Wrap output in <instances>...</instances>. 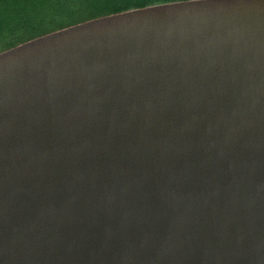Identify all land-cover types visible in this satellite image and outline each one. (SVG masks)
Listing matches in <instances>:
<instances>
[{"label":"water","instance_id":"obj_1","mask_svg":"<svg viewBox=\"0 0 264 264\" xmlns=\"http://www.w3.org/2000/svg\"><path fill=\"white\" fill-rule=\"evenodd\" d=\"M0 264H264V0L1 50Z\"/></svg>","mask_w":264,"mask_h":264},{"label":"trees","instance_id":"obj_2","mask_svg":"<svg viewBox=\"0 0 264 264\" xmlns=\"http://www.w3.org/2000/svg\"><path fill=\"white\" fill-rule=\"evenodd\" d=\"M172 0H0V51L89 18Z\"/></svg>","mask_w":264,"mask_h":264}]
</instances>
